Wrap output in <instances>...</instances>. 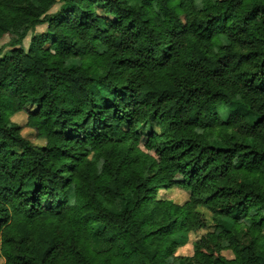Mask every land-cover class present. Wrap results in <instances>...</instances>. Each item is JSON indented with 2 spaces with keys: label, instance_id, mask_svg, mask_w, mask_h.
Segmentation results:
<instances>
[{
  "label": "trees",
  "instance_id": "16d2710c",
  "mask_svg": "<svg viewBox=\"0 0 264 264\" xmlns=\"http://www.w3.org/2000/svg\"><path fill=\"white\" fill-rule=\"evenodd\" d=\"M56 1L0 0V264H168L197 208L171 264H264V0Z\"/></svg>",
  "mask_w": 264,
  "mask_h": 264
},
{
  "label": "rangeland",
  "instance_id": "374dc122",
  "mask_svg": "<svg viewBox=\"0 0 264 264\" xmlns=\"http://www.w3.org/2000/svg\"><path fill=\"white\" fill-rule=\"evenodd\" d=\"M63 3V0H57L56 4L51 8L49 11L50 14L56 13L61 5ZM46 29V25H42L36 28L35 33L36 34H41L44 33ZM31 34H28L27 37L23 40V46L26 48L28 46V41L30 38ZM12 36L7 34L5 35L1 41H0V51L2 52V55L7 54L10 51V47L8 46L9 43L12 40ZM80 64V61L78 60H68L65 62V65L68 68H73L77 67ZM34 108H27L25 111H22L20 113L11 115L9 117V121L12 124H16L20 127V135L30 142L33 146L37 147L38 149H41L44 147L45 142L42 139H36L34 132L30 129L25 128V123H26V118L28 116L29 111H33ZM140 133L144 134H150V133H159V129L156 126L155 122L153 119H149L144 125L140 127L138 130ZM157 200H165L168 201L174 205L182 206L185 204L190 197V191L182 188V187H174L170 190H160L156 194ZM196 212L199 214L200 220L203 223L202 228H185L181 235H180V245L176 248L172 258H169L167 260L168 264H171L173 260L177 257L180 258H192L194 255V245L201 239V237H204L207 233H211L214 231V225L212 223V218L211 215L205 211L203 208H197ZM253 214V213H251ZM240 223L248 226L249 221L247 219H241L239 221ZM93 235L90 243V248L92 251L99 253V252H104L109 250V246H105L102 248H98L94 246V241H96L97 238V233L101 232L103 229V226L101 225H96L93 226ZM245 230V228H242ZM262 235H264V230H262ZM221 257L228 261H233L235 259L232 251L228 248L226 243L222 244V249L219 253Z\"/></svg>",
  "mask_w": 264,
  "mask_h": 264
}]
</instances>
